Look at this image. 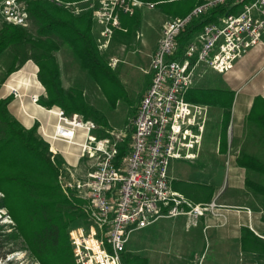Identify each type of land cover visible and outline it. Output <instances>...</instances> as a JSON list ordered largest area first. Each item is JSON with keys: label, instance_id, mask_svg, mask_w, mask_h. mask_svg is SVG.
Returning <instances> with one entry per match:
<instances>
[{"label": "built area", "instance_id": "obj_1", "mask_svg": "<svg viewBox=\"0 0 264 264\" xmlns=\"http://www.w3.org/2000/svg\"><path fill=\"white\" fill-rule=\"evenodd\" d=\"M27 1L3 0L0 19L29 27ZM32 1L50 2L76 16L90 11L101 52L110 48L117 31L126 32L121 25L122 14L133 16L155 7L141 0ZM226 5V14L204 25L180 48L182 33L212 10ZM142 36L137 33L138 39ZM260 46L264 47V0H203L188 15L166 21L150 67L144 71L151 74V84L140 101L128 153L122 158L120 150L128 130L104 129L81 114H67L57 106L42 107L39 96L32 99L56 118L52 135L42 125L38 128L50 151L61 155L54 143H63L70 149L66 154L76 161L73 165L63 158L59 176L64 193L83 201L81 209L87 217L86 226L70 231L76 264H124L123 254L134 233L161 219L178 217H186L188 227L198 226L201 218L217 211L215 202L196 204L171 187L170 164L199 158L208 122V108L189 103L186 95L194 86L199 65L224 75ZM119 62L111 58L108 65L115 69ZM6 88L11 90L10 96L17 97L14 88ZM102 129L105 135L100 137ZM84 163L89 166L87 170H83ZM247 213L252 216L250 209ZM3 215L11 220L0 210V218ZM250 229L264 239V234L252 226ZM261 262L264 264V258Z\"/></svg>", "mask_w": 264, "mask_h": 264}, {"label": "trees", "instance_id": "obj_2", "mask_svg": "<svg viewBox=\"0 0 264 264\" xmlns=\"http://www.w3.org/2000/svg\"><path fill=\"white\" fill-rule=\"evenodd\" d=\"M81 1V0H74ZM144 3H156V8H164L171 13L168 5H175V17L188 15L197 0H141ZM27 9L35 33L28 29L10 25L0 19V59L6 51L11 50L14 57L7 73L0 77V90L8 75L16 72L21 64L33 60L39 67V81L47 91V97H40L39 105L52 108L57 106L67 114L78 113L87 120L108 127L105 117L85 100L78 89L66 91L60 78V68L56 53L63 46L67 47L79 62L80 68L88 74L97 85L108 82L118 93L123 91V84L117 73L108 65L100 53L93 32L92 13L86 12L76 16L70 11L50 2L27 1ZM181 5H190L187 9ZM185 9V11H183ZM226 7L214 9L197 28L189 27L178 39L183 44L191 33L216 21L217 15L226 14ZM141 12L135 15H122L121 22L128 30L122 34L130 38L141 27ZM104 86V85H103ZM108 95V94H107ZM112 109L116 108L118 97L109 96ZM187 101L220 106L224 108V123L227 128L231 118L234 100L232 93L222 90L195 89L188 93ZM14 97L0 98V210L5 209L15 223L10 233H4L0 227V236L17 242L22 240L26 249L38 264H76L70 241L72 229L86 226L87 217L83 212V201L67 196L59 184V176L64 164L61 155H53L50 146L38 133V124L27 129L10 111L9 105ZM139 108V107H138ZM138 108L135 110L128 138L121 146L120 157L128 153L132 123ZM246 124L259 130L264 146V99L256 97ZM104 134H100L103 137ZM239 167L247 173H255L262 178L256 182L249 177L245 185L253 195L264 200V156L259 158L241 151L236 158ZM241 251L264 257V239L258 237L248 227L242 228ZM124 264H147V259L123 254ZM262 264V263H244Z\"/></svg>", "mask_w": 264, "mask_h": 264}, {"label": "crops", "instance_id": "obj_3", "mask_svg": "<svg viewBox=\"0 0 264 264\" xmlns=\"http://www.w3.org/2000/svg\"><path fill=\"white\" fill-rule=\"evenodd\" d=\"M197 1L203 2V0ZM150 4L155 5L156 3ZM225 7L228 11L229 6L226 5ZM154 8L157 9L156 6ZM145 10L146 9L139 11L142 14L141 27L139 30L142 29L144 31V29L147 28L150 30L151 36L148 40H145V33L141 31L137 32L143 35L139 38L142 43V45L140 44L142 47V49L139 50L140 54L129 55L130 52H124L123 55L126 56V62L124 59L123 61L119 59V63L121 64H119V66L124 74V62L126 65L129 64L138 68L142 74V80L149 81L147 84L148 89L151 84V74H146L144 71H147L150 67L151 58L162 36L164 23L177 16L175 17L167 12L162 13L161 11H159V15H157L150 11V9H148L150 12L145 14ZM212 11L191 26L197 28L203 23L206 17L211 15ZM219 16L222 15H217L216 20ZM202 27L194 30L189 38L185 40L183 44H180V48H184L188 42L192 41ZM123 29H125L126 32L117 31L115 37H124L119 32L123 34L128 33L126 28L123 27ZM95 31L98 33L93 23L94 35H96ZM111 58H113V56L110 55V59ZM195 74L194 86L188 93L195 89L222 90L232 93L234 95V100L231 108V118L226 128L224 123V108L188 101L189 103L203 105L208 108V122L204 133V141L200 156L197 160L193 162L172 161L169 168V177L171 180V187L174 191L183 194L196 204L217 202L221 206V209H218L214 214L209 213L206 217L200 219L199 223L202 226V230L198 229L199 227L197 226L188 227V220L186 217L161 219L149 227L134 233L126 247L125 253L133 240L140 241L145 239V236H149V239L163 238L166 243L169 242L170 244L177 242L195 243L197 241L202 248L209 244L210 248L214 249H232L238 247L241 251L243 227H248L250 229V226H252L258 233L261 232L260 234H264V218L258 215L256 211L253 213V209L246 201L241 202L232 194L236 193L238 197H241L244 192L248 191L245 185L247 171L237 165L236 158L241 150L240 144L242 143V139L245 137L246 118L251 111L253 102L258 96L264 99V47L260 46L250 50L235 64L234 69L227 74L223 75L216 73L205 65H199ZM62 76L63 74L60 69L61 82H63ZM0 98H4L1 93ZM42 107L28 104V113L36 116V119L30 117L26 111L25 115H23L26 120V125H24L25 123L21 122V120L19 121L27 129L38 124L39 127L42 125L48 132L53 133L56 118L45 113L46 111L42 109ZM99 126L105 129L103 125ZM54 148L61 150L63 158H65L67 162L69 161V163L75 165V159L66 154L70 149H68L65 144L56 142L54 143ZM246 208L252 210L251 217L244 211ZM203 232L207 235L206 239L198 237V234L204 235ZM156 248L158 249V246H156ZM246 255L260 262L264 258L255 254ZM140 258L147 259L146 257ZM154 258L153 261H150V258L149 260L147 259V264H157Z\"/></svg>", "mask_w": 264, "mask_h": 264}, {"label": "rangeland", "instance_id": "obj_4", "mask_svg": "<svg viewBox=\"0 0 264 264\" xmlns=\"http://www.w3.org/2000/svg\"><path fill=\"white\" fill-rule=\"evenodd\" d=\"M2 1L3 0H0V3ZM181 6L183 8L186 7L187 9L190 5ZM166 8L172 10L170 13L171 15H175V13L180 14L182 12L173 11L176 9L175 5H168ZM163 10L164 8L161 7H158L157 9H150V11L157 15H159V11L164 13ZM150 11L146 9L145 12H143L145 14H148V12ZM183 11H185V9ZM26 29H28L29 32L32 34L35 33V27L31 23V20L29 22V27H27ZM139 31L145 33V40H148L150 38L151 32L147 28L144 29V31L141 29L137 32ZM137 32L133 34L130 38H122L120 36L115 37V40H113V44L111 43L110 48L107 51H100V53L105 57L108 62L110 60V55L113 56V58H118L122 61L124 59L125 61L126 56L123 55L124 52H130L129 55L140 54L139 50L142 49V43L141 40L137 38ZM95 34L96 35L94 36L98 37V33L96 31ZM55 55L59 68L61 69L63 74L62 84L65 87V90H80L83 93L87 103L94 107L105 117L106 121L108 122V127H105V129L115 130L117 132L121 130H129V126L131 125L135 110L139 107L140 101L144 96L145 91L147 90V84L149 82L147 80H142V74L140 70L135 66H131L129 64L126 65L125 61L124 74L122 72V69H120V63H118L114 71L117 73L118 78L123 84V91L121 93H118L110 84H107L108 82L104 83V86L95 84L94 81H92L91 78L88 76V74L80 68L79 62L67 47L63 46L61 50ZM13 57L14 53L11 50L6 51L5 54L1 57L0 77L3 78L7 73L9 67L11 66ZM38 74L39 67L33 60H28L27 62L21 64L20 68L16 72L6 77L5 83L3 84L0 92L2 97L4 98L10 96L9 94L11 90L6 88V85L11 86L12 89L14 88L17 91V97L15 98L13 96L14 101L9 105L10 111L18 120H21V122L25 123L24 125H26V120L23 115H25L26 111V113L30 117L36 119V116L28 113L29 111L27 109V105L33 104L36 106V104L32 103V99L35 96H39V99L40 97H47L46 88L39 81ZM109 96H114V98L118 97L119 99L115 109H112L110 102L107 100ZM49 134L52 135L53 133L49 132ZM100 134L105 135L104 129L100 131ZM240 146V152L244 151L259 158H262L264 156V146L259 136V130H257L251 125L246 124L245 137L244 139H242V143L240 144ZM82 167L83 170H87L89 166L84 163ZM247 177L256 182L263 181L262 178L255 173H247ZM232 194H234L233 196H235L236 199H239V201H246V203L250 205L253 209V213L254 211H256L258 215H261L262 218H264V200L262 198L253 195L250 191L244 192L241 197H238L236 193ZM216 205L218 206L217 210L221 209V206L217 202ZM2 210L7 213L5 209ZM244 211H246L247 213V208ZM10 221L12 220L6 218L5 215L0 218V227H2L4 233H10L12 231V228L15 226V223L13 221V223ZM197 227H199L198 229L202 230V226L200 225V223ZM198 235L199 238L206 239L207 237L206 233L204 235ZM165 243L166 242L163 238L149 239V236H145V239L143 240H133L131 245L128 247V250L125 255L146 257L148 260L150 258V261H153V258L155 257L154 259L157 264H244L252 262L262 263L258 260L253 259L249 255L243 254L238 249V247L232 249H214L210 248V245L207 244L206 247L202 248L201 245L197 243V241L195 243ZM156 246H158V249L156 248ZM0 264L38 263L33 259L30 252L26 249V245L22 240L12 242L0 236Z\"/></svg>", "mask_w": 264, "mask_h": 264}]
</instances>
